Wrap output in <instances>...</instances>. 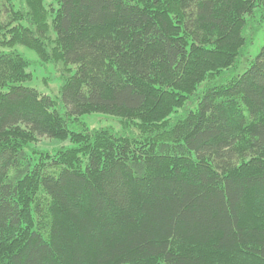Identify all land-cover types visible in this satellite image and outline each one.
Listing matches in <instances>:
<instances>
[{
  "label": "trees",
  "instance_id": "obj_1",
  "mask_svg": "<svg viewBox=\"0 0 264 264\" xmlns=\"http://www.w3.org/2000/svg\"><path fill=\"white\" fill-rule=\"evenodd\" d=\"M19 1L0 46L69 73L55 98L0 52V264H264V44L224 80L264 0Z\"/></svg>",
  "mask_w": 264,
  "mask_h": 264
},
{
  "label": "rangeland",
  "instance_id": "obj_2",
  "mask_svg": "<svg viewBox=\"0 0 264 264\" xmlns=\"http://www.w3.org/2000/svg\"><path fill=\"white\" fill-rule=\"evenodd\" d=\"M16 3L20 4V1L16 0ZM49 3H53V5L56 6V3L52 2V0H47V4ZM260 15L261 12L258 10L253 17L249 18V25L246 29V35L251 33L253 36V44H251L247 49V53L240 60L238 67H236L234 70H229L226 73L224 80L243 73L248 67L249 61L255 58L264 44V20L260 19ZM50 18L51 17L48 19L49 23L51 22ZM255 27H259V32L257 34H254ZM51 37L54 38L53 33H51ZM49 47L52 49L51 44H49ZM4 50H16L30 60L32 79L28 81L26 85L36 88L38 91L55 98L60 96V87L63 83V78L69 73L61 60L50 59L49 61H43V59H41L40 55L35 50L20 44H17L10 49H8V47L0 46V52ZM190 106H192V103L186 106L187 109L190 108ZM186 107L180 110L179 114L184 113ZM81 121L84 122L89 129L108 128L118 134H124L125 132H128V130H130L128 134L138 132L133 124L129 127L130 129H126L127 131H125L123 128L124 124L122 119L110 114L91 113L83 116ZM71 127L75 130L80 128L76 123L71 124ZM33 146L39 150L44 149L53 151V148L55 149L63 146H72V143L70 140L61 142L50 140L48 138H41Z\"/></svg>",
  "mask_w": 264,
  "mask_h": 264
}]
</instances>
